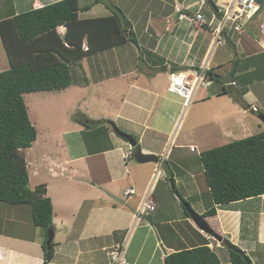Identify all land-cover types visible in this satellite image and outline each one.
<instances>
[{
	"label": "crops",
	"instance_id": "crops-1",
	"mask_svg": "<svg viewBox=\"0 0 264 264\" xmlns=\"http://www.w3.org/2000/svg\"><path fill=\"white\" fill-rule=\"evenodd\" d=\"M0 1L9 2L0 6L1 22L61 0ZM79 1L82 6L90 5V9L78 12L80 20L108 17L117 7L129 21L137 43L127 42L71 64L72 85L62 90H72L70 96L80 92L82 97L76 102L85 99L84 91L90 89L91 83L101 90L89 106L94 102L99 108L100 104L102 111L82 114V121L72 118L71 126L66 127L70 130L63 136L82 129L103 130L110 146L104 143L91 154L69 157L58 153L46 155L43 151L41 159L30 157L31 163L27 161L29 182L33 181L30 187L44 185L53 206L52 258L47 264H108L107 252L124 238L125 264H163L166 255L199 247L205 240L220 264H231L226 246L198 230L182 202H178L168 187V177L160 171L167 155H164L163 164L153 163L151 176L140 177L142 171L148 170L146 165L133 158L128 142L114 133L111 123L132 135L142 153L160 157L166 151L172 155L183 147L177 144L176 128L182 121L184 107L179 96L167 91L169 74L191 77L199 70L220 67L237 59L233 80L253 71L259 77L255 88L253 84L241 87L245 90L243 99L249 106L242 110L240 118L247 120L250 114L248 124L253 127L254 134L264 132V125L256 113L264 114V32L259 26L260 18L254 17L242 32L229 37L237 32L221 35L215 32L219 14L206 0L192 3L189 0ZM194 6L198 8L193 12ZM132 7L137 10L133 12ZM124 10L131 13V18ZM197 12H201L205 20L200 29L191 21ZM65 31L63 26L57 28L61 37ZM203 33L209 37L207 43L200 41ZM228 45L233 53L227 50ZM1 46L0 72L9 67L2 43ZM93 66L95 78L88 80V67ZM218 69L223 71L219 75L229 70ZM235 83L237 90V81ZM212 85L196 89L189 106L204 101L205 92L210 95L208 89ZM217 93L209 98H224L221 100L226 104L229 95ZM224 120V117L215 118L212 123L221 125ZM239 124L243 131L247 129L245 124ZM199 136L202 144L212 138L207 131H200ZM63 143L66 149L68 143L65 139ZM95 158L104 169L100 175H96L94 161L91 166L89 164V160ZM132 159L136 162L134 165H130ZM171 174L175 185L189 178L184 191L187 198L196 197L193 203L187 200L195 212L202 215L212 206L206 192L197 189L193 174ZM39 176L41 182L35 181ZM127 189H134L135 194L125 196ZM147 189L151 191L156 210L146 216L138 215L141 195ZM256 199L259 204L252 205L250 202ZM9 206L10 210L5 207L0 216V264H44L48 260L46 232L33 224L30 208ZM205 221L239 248L251 264H264V195L218 207L216 215Z\"/></svg>",
	"mask_w": 264,
	"mask_h": 264
},
{
	"label": "trees",
	"instance_id": "trees-1",
	"mask_svg": "<svg viewBox=\"0 0 264 264\" xmlns=\"http://www.w3.org/2000/svg\"><path fill=\"white\" fill-rule=\"evenodd\" d=\"M114 8L108 17L80 20L78 12L90 9V5L82 6L79 0H61L0 22V39L9 65L0 72V202L29 205L33 224L46 234L53 230V208L44 185L34 189L29 185L23 152L33 145L37 132L23 95L65 90L72 85L71 64L127 42L136 44L130 23ZM215 10L218 11L217 7ZM59 26L66 29L62 37L57 33ZM232 65L235 76L237 59L211 67L204 74L220 86L218 95L236 94L242 103L243 89L227 91L214 79L223 73L218 68L227 71ZM238 77L233 81H244L243 86L259 78L256 71L248 73L243 81ZM249 78L252 80L247 81ZM199 161L213 203L201 215L204 219L215 216L218 207L264 195V132L202 151ZM172 190L181 199L174 181ZM184 201L190 205L181 199ZM227 244L231 264H245L239 255L241 250L229 240ZM51 258L52 249L44 264ZM163 264H220V260L205 240L199 247L166 255Z\"/></svg>",
	"mask_w": 264,
	"mask_h": 264
},
{
	"label": "rangeland",
	"instance_id": "rangeland-1",
	"mask_svg": "<svg viewBox=\"0 0 264 264\" xmlns=\"http://www.w3.org/2000/svg\"><path fill=\"white\" fill-rule=\"evenodd\" d=\"M89 1L91 2L92 0ZM111 1L114 3V0ZM195 1L200 2V0H189V2L191 3ZM211 1L214 3L215 7H217L218 10H221V7L225 0H211ZM7 4H9V2L6 1L5 3H3V1H0V6ZM113 6H115V4ZM194 7L195 8L193 9V12L198 8V6H194ZM136 10L137 7H132L133 12H135ZM124 11L131 18V13H129V11L127 10ZM120 13L126 19V17L121 11ZM231 33H233V31H231ZM237 34L239 33L231 34L229 37H232L233 35H237ZM208 40L209 37H207L206 33L200 35V41L207 43ZM227 50L233 53L232 47L227 48ZM0 52L2 53L1 43H0ZM86 76L88 80L90 79L93 80L95 78L94 66L88 67ZM243 78H247V76L246 77L242 76L241 79L243 80ZM249 80L252 79L249 78L247 81ZM256 81L258 80H254L251 83L253 84L252 87L254 88L255 85L257 84ZM243 83L241 84L237 83L238 90L241 89ZM92 84L93 83H91V87H89L90 89H86V91H84L85 94L83 97H85V99L84 100L80 99L77 102H76L77 98L82 97V94L80 92L79 93L77 92L76 95L70 96L72 90H66L61 92H39V93H31V94L23 95L24 102L28 109L30 122L32 123V125L34 126L37 132V138L34 142V145L30 147L33 149H31L30 151L26 149L23 152L24 157L26 158L25 159L26 163L27 161L31 163L30 157L41 159L42 156L40 152L43 151H44L43 153L46 155L52 153L53 155H55L56 153H58V155L60 156L69 157V156H76L77 154L80 153L91 154L95 152L98 148L103 146L104 143L110 146L108 142L109 137L106 136L107 134H105L106 132L104 133L103 130L94 129L91 131H87L86 129H82L81 131L78 132L75 131L73 134H67V135L65 134V136H63L66 130H70L66 127L71 126L72 118L82 121L83 120L82 114L86 116L102 111V109L100 108L101 107L100 104H99V108L94 102H93L94 104L92 103V105L89 106V102L92 100L95 94L96 95L101 94L100 93L101 90L95 89L94 86H92ZM257 87L259 88V86ZM219 88H220L219 85L213 84L210 87V89H208L210 95H208L205 92L206 95L204 101L195 102L194 104L187 107L184 106L182 121L180 123L179 128L178 129L176 128L178 134L177 144L179 145L181 144L183 147L180 150H175L172 153V155H170V153L167 154V152L164 151L163 155H160L159 157V162L156 164L158 166L161 163L163 164V160L165 159L164 155H167V159L163 164V166L161 167L160 171L162 170L164 174L168 177L167 184L168 187L171 188V190H172V186L170 183L171 173L179 174V175L193 174L196 177L195 181L197 182L198 185L197 189L200 191L201 188L203 190V193L206 192V194L208 195L207 192L208 187L206 185L203 175V169L199 161V154L204 150L219 147L224 144H228L229 142H232L234 140L246 138L255 133L253 127L248 124L250 120V116H249L250 114H248L247 120L240 118L242 110L245 108L242 105V103H244V105L246 104V107L249 106V104L243 99L244 96H242L243 102L241 103V101L238 98V95L228 94L229 98L227 100L225 99L226 104L223 102L224 98H221L223 100L215 97L209 98V96L215 95L216 91H218ZM243 91L245 92V90ZM223 117L225 119L224 120L225 122L221 121L222 122L221 125H216L215 123H212L215 120V118H223ZM237 119H241L239 120V123L241 122V124L243 123L247 126L246 130L244 129L243 131L241 125L237 122ZM253 126L255 127V125ZM225 130L228 131V133L223 132ZM200 131H207L209 136L212 137L211 139H209V142H206V144H202L198 141L200 137L199 136ZM46 139H49L50 141L45 142ZM63 139H65V141L68 143L66 149L64 146L62 147V145L64 144ZM193 148L195 149V151ZM191 149H193V151H191ZM93 161H94L96 175H100L104 173V169L102 168V164L100 163V160L96 158L94 160H89L90 166L93 164ZM130 163H131L130 165L132 164L134 165L136 162L134 159H132ZM144 165H146L144 167H146V169L148 170L142 171V173L140 174V177L143 178L151 176V170L155 164L152 163V164H144ZM155 172H157V170ZM40 179H41L40 176L39 178L36 177L35 181L41 182ZM188 179L189 178H186L183 182L181 181L180 184H176L175 187L177 189V193L181 196V199H184L186 201L188 200L190 203H193L196 197H193L192 199L187 198L184 191V189L186 188L185 184H187ZM32 183L33 181L29 182V185L32 186ZM182 184H184V186H182ZM172 193L176 195V198L180 203L181 199L177 196L175 192ZM250 203H252V205L259 204V200L256 199ZM24 206L30 208V206L27 204L21 205L23 209ZM5 207L10 210L9 204L5 202H0V216L2 215L1 213L2 209H4ZM192 209L194 210V208Z\"/></svg>",
	"mask_w": 264,
	"mask_h": 264
},
{
	"label": "built area",
	"instance_id": "built-area-1",
	"mask_svg": "<svg viewBox=\"0 0 264 264\" xmlns=\"http://www.w3.org/2000/svg\"><path fill=\"white\" fill-rule=\"evenodd\" d=\"M264 3L257 0H225L218 10L219 25L216 27V33L242 32L244 26L248 24L254 17H259L261 31L264 32V10L262 9ZM196 29L202 28L205 24L203 14L197 12L191 19ZM208 69L199 70L191 77L185 74L171 73L169 74V85L167 91L170 94L179 96L183 101V107L189 106L196 89L208 88L212 82L205 77V71ZM193 150V149H191ZM135 194L134 189H127L124 192L125 196ZM156 205L151 197L150 189H147L142 195L137 207L138 215H149L155 212ZM126 246V239H122L120 243L114 244L108 254V264H125L124 250Z\"/></svg>",
	"mask_w": 264,
	"mask_h": 264
},
{
	"label": "water",
	"instance_id": "water-1",
	"mask_svg": "<svg viewBox=\"0 0 264 264\" xmlns=\"http://www.w3.org/2000/svg\"><path fill=\"white\" fill-rule=\"evenodd\" d=\"M206 3L212 8L215 9V5L211 0H206ZM216 11V10H215ZM217 12V11H216ZM233 70L234 65L230 67L227 73L223 75H216L214 77L215 80L222 83L227 91H236V86L233 81ZM257 118L260 120V122L264 125V114H258ZM111 127L116 135H118L120 138L126 140L132 150V156L133 158L140 164L145 163H158L159 158L156 155L153 154H144L141 152L139 147L137 146V141L134 139L132 135H129L127 133H124L120 131L114 124L111 123ZM171 185L173 183V179H171ZM183 206L187 212V215L190 217L191 221L195 224V226L198 228V230L202 231L204 234L212 238L213 240L221 243L224 246H228L227 240L224 239L221 235L216 233L205 221L201 215L196 213L192 207H190L188 204L183 202ZM53 240V233L49 229L47 231V240H46V251L47 255L46 258L48 259L51 253V243ZM239 255L241 256L242 260L245 262V264H251L249 258L241 251L239 252Z\"/></svg>",
	"mask_w": 264,
	"mask_h": 264
},
{
	"label": "clouds",
	"instance_id": "clouds-1",
	"mask_svg": "<svg viewBox=\"0 0 264 264\" xmlns=\"http://www.w3.org/2000/svg\"><path fill=\"white\" fill-rule=\"evenodd\" d=\"M263 1V3H264V0H262ZM218 12V11H217ZM260 22H261V20H260ZM260 26V25H259ZM159 158V157H158ZM159 162V161H158ZM157 164V163H156ZM151 197H152V195H151Z\"/></svg>",
	"mask_w": 264,
	"mask_h": 264
}]
</instances>
